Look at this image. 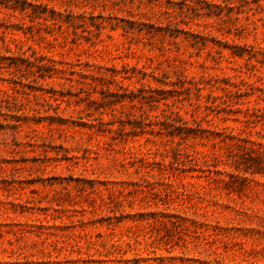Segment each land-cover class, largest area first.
<instances>
[{
    "label": "rangeland",
    "instance_id": "1",
    "mask_svg": "<svg viewBox=\"0 0 264 264\" xmlns=\"http://www.w3.org/2000/svg\"><path fill=\"white\" fill-rule=\"evenodd\" d=\"M29 1L73 16L0 70V264H264V0Z\"/></svg>",
    "mask_w": 264,
    "mask_h": 264
},
{
    "label": "trees",
    "instance_id": "2",
    "mask_svg": "<svg viewBox=\"0 0 264 264\" xmlns=\"http://www.w3.org/2000/svg\"><path fill=\"white\" fill-rule=\"evenodd\" d=\"M2 8L4 13L0 17V41L5 54L0 51V70H24L34 76L35 79H44L46 75L51 76V74L57 73L59 71L57 66L59 62L26 42L34 36L33 26L39 25L47 29L55 27L62 30L63 22H69L73 12L67 10L66 19H63L62 13L57 12L53 8L48 9L46 4L29 0H5ZM78 16L85 18V13L78 14ZM26 17L29 18L30 24L26 22ZM14 19L17 20L16 23L13 21ZM17 31H20L22 36ZM74 35L77 36L75 31ZM46 42H49V40H46ZM3 101L9 103L8 98ZM1 110L2 106L0 103ZM257 111L259 110L255 109V107L252 108V115ZM166 117L168 118L167 115H163V118L166 119ZM251 159L257 167V172L264 174V150L256 151V156Z\"/></svg>",
    "mask_w": 264,
    "mask_h": 264
}]
</instances>
